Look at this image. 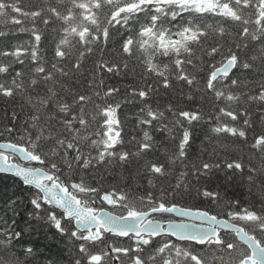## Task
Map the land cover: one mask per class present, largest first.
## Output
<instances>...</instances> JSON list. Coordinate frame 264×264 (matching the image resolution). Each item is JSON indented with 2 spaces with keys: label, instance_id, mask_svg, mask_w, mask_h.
<instances>
[{
  "label": "snow or ice",
  "instance_id": "snow-or-ice-1",
  "mask_svg": "<svg viewBox=\"0 0 264 264\" xmlns=\"http://www.w3.org/2000/svg\"><path fill=\"white\" fill-rule=\"evenodd\" d=\"M0 100V174L73 264H264V0H0ZM198 127L223 155L189 159ZM216 172L249 195L201 183ZM0 223V264H27Z\"/></svg>",
  "mask_w": 264,
  "mask_h": 264
},
{
  "label": "trees",
  "instance_id": "trees-1",
  "mask_svg": "<svg viewBox=\"0 0 264 264\" xmlns=\"http://www.w3.org/2000/svg\"><path fill=\"white\" fill-rule=\"evenodd\" d=\"M22 38H27L26 35ZM109 84H115L123 89L125 85L132 83L131 78H105ZM168 99L163 93L159 98L160 103H165ZM19 111V102L15 105ZM139 104H126L118 110V116L125 121L123 135L126 138L131 136H142V131L136 125V113L139 111ZM11 110V105L0 100V114L5 109ZM155 139L164 140L165 147L169 146L163 132H154ZM215 149L221 155L224 154L222 147L215 142L209 143L205 140L202 129L196 128L194 131L192 146L189 150V159L196 160L203 154L207 159V152ZM202 150H206L203 151ZM163 149L161 148V152ZM231 173L216 172L211 177L201 181L210 190H219L228 199H243L248 196L247 189L239 177L227 179ZM35 189L26 186L15 177L0 174V221L5 223L15 222L16 229L21 232L18 241L15 242L16 252L23 255L25 249L31 248L34 255L28 258L27 264H73L72 241L67 233H61L55 225L40 213H34L31 199ZM15 205V212L12 210ZM202 206H207L204 202ZM49 207V206H45ZM42 212V210H40ZM0 226H3L0 223Z\"/></svg>",
  "mask_w": 264,
  "mask_h": 264
},
{
  "label": "water",
  "instance_id": "water-1",
  "mask_svg": "<svg viewBox=\"0 0 264 264\" xmlns=\"http://www.w3.org/2000/svg\"><path fill=\"white\" fill-rule=\"evenodd\" d=\"M3 175H10V176H13V177H15L14 175H11V174H3ZM15 178H17V177H15ZM17 179H19V178H17ZM20 180V179H19ZM21 181V180H20ZM22 182V181H21Z\"/></svg>",
  "mask_w": 264,
  "mask_h": 264
}]
</instances>
